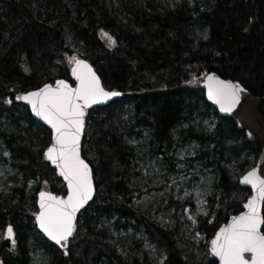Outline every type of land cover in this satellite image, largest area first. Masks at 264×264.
<instances>
[{
	"label": "trees",
	"instance_id": "obj_1",
	"mask_svg": "<svg viewBox=\"0 0 264 264\" xmlns=\"http://www.w3.org/2000/svg\"><path fill=\"white\" fill-rule=\"evenodd\" d=\"M72 57L88 62L106 90L125 96L89 113L82 156L96 196L65 255L35 224L42 189L66 194L43 155L51 132L16 97L57 80L74 85ZM209 73L263 95L264 0L183 1L174 9L161 0H0V152L23 178L0 189V232L11 225L16 241H0V264H32L37 251L46 264H143L141 242L128 245L126 256L118 250L112 230L130 226L164 252L163 264H217L209 241L251 196L239 179L261 148L206 101L199 78ZM211 114L213 129L198 128ZM133 138L144 140L141 149L129 144ZM193 142L199 172L214 176L208 215L194 227L200 242L132 199L142 155L172 170L178 148Z\"/></svg>",
	"mask_w": 264,
	"mask_h": 264
},
{
	"label": "snow or ice",
	"instance_id": "obj_2",
	"mask_svg": "<svg viewBox=\"0 0 264 264\" xmlns=\"http://www.w3.org/2000/svg\"><path fill=\"white\" fill-rule=\"evenodd\" d=\"M104 35L108 37L109 46L115 44L111 36L107 33ZM71 62L74 65L72 76L77 82L75 87L58 80L55 87L46 84L37 91L16 97L17 100L26 101L32 112L52 129V144L43 155L55 165L67 183L68 191L66 198L41 191L36 223L50 240L62 248L67 247L69 238L76 230L77 212L92 199L94 191L92 171L80 154L85 112L93 104L121 95L117 91H106L85 61L72 57ZM207 87L208 98L219 105L222 112L230 111L239 101L240 93L245 91L239 83L221 80L214 75L207 77ZM6 102L11 103V100ZM240 182L250 185L252 189V195L244 204L246 211L232 217L215 232L210 252L219 258L220 264H264V232L261 231L264 217L260 214V205L264 202V178L253 168ZM185 194L188 195L187 191ZM184 211L188 212L189 209L185 208ZM198 211L208 215L202 209ZM188 219L196 223L194 216L189 215ZM4 236L15 244L11 225L6 227ZM160 264H163V259Z\"/></svg>",
	"mask_w": 264,
	"mask_h": 264
},
{
	"label": "rangeland",
	"instance_id": "obj_3",
	"mask_svg": "<svg viewBox=\"0 0 264 264\" xmlns=\"http://www.w3.org/2000/svg\"><path fill=\"white\" fill-rule=\"evenodd\" d=\"M165 6L170 9H174L177 5L183 1L194 3L195 0H161ZM197 122L200 123L198 128H205L208 131L212 130L217 123V119L214 115L208 117L199 118ZM144 140L133 138L129 140V144L136 149H141ZM199 146L197 143H187L181 145L177 151V159L175 161V168L169 170L163 169L155 162L152 163L145 156H141L139 162L138 171L140 176L138 183H140V191L134 192L133 203L145 210H148L150 214L156 216L161 222L166 224L179 226L181 230L185 231L188 236H192L198 242L203 241L205 238L195 232L191 220L188 219L189 215L197 219L202 216H206L203 212L198 211L202 209L208 213L209 201L208 197L212 193V180L213 174L204 170L201 174L199 167H196L198 162L193 161L197 155ZM0 152V189L8 188L20 185L23 178L14 166L13 161L7 155L5 156L3 149ZM183 165V167H179ZM147 173V174H146ZM183 177V179H182ZM175 181V183H173ZM31 187V185H30ZM197 188L200 191V196L197 197ZM45 189H42L44 191ZM187 191L188 195L185 194ZM198 200L200 201L198 203ZM189 209L185 212L184 209ZM173 220H176L174 222ZM115 229V227L113 228ZM120 229V228H119ZM114 231L115 237H117V245L119 246V252L124 256L129 252L128 245H137L141 242L144 251L147 252L148 259L142 260L143 264H160L163 259L164 252L157 246L150 244L147 239L144 238L142 232H139L133 226L130 229ZM4 232H0V241L5 238ZM146 245H148L146 247ZM32 264H46L45 257H43L40 251L33 254Z\"/></svg>",
	"mask_w": 264,
	"mask_h": 264
},
{
	"label": "water",
	"instance_id": "obj_4",
	"mask_svg": "<svg viewBox=\"0 0 264 264\" xmlns=\"http://www.w3.org/2000/svg\"><path fill=\"white\" fill-rule=\"evenodd\" d=\"M81 60V59H80ZM84 61V60H83ZM86 62V61H85ZM92 69V71H95V69L88 63L86 62ZM73 63H72V66H71V70H72V67H73ZM96 75L98 76V74L96 73ZM209 75H214L215 77H218L219 79L221 80H226V81H232V80H228V79H223L221 77H219L218 75H216L215 73H209L207 75H203L201 76L199 79H200V87L203 89L204 91V96H205V99L206 101L216 110V112L219 114V116L223 117V118H229V119H232L235 124L237 125V128L240 130V131H244L245 133V136L247 138V140L249 142H252V143H255V144H258L261 148V153L260 155L258 156V158L256 159L253 167L248 170L247 172L251 171L253 168L256 169L257 171V174L258 175H261L262 178H264V172H262V169H264V93L263 95L261 96H254L252 94H250L240 83L241 87L245 89V91L241 92L240 93V98H239V101L235 104V106L228 112H222L220 110V107L219 105H217L216 103H214L212 100H210L208 98V87H207V77ZM99 77V76H98ZM71 79L72 81L74 82V85L72 86V84L68 81H66L70 86L72 87H75L76 86V80L75 78L72 76V71H71ZM99 80H100V83L101 85L103 86L102 84V81L99 77ZM58 81V80H57ZM55 81L54 83H51V84H48V85H52L53 87L56 86V82ZM65 81V80H64ZM233 83H238L236 81H232ZM46 85V84H45ZM44 85L41 87L43 88ZM39 88V89H41ZM39 89H36V90H33V91H37ZM106 90V89H105ZM108 91V90H106ZM32 92V91H30ZM26 94V93H24ZM22 94V95H24ZM21 95V96H22ZM125 94L121 93V95L119 96H116V97H112L106 101H101L99 103H96V104H93L92 106H90L86 112H85V116H84V128H83V132H82V135H81V149H80V154H81V158H83L82 156V146H83V141H84V138H85V133H86V127H87V120H88V117H89V113L91 112V110L95 109V108H102V107H106L108 106L111 102H113L114 100L116 99H121L122 97H124ZM23 105L27 106L29 108V111L31 113V116L34 120L42 123L44 126H46L50 132H51V144H52V129L51 127L45 122L43 121L40 117H37L33 112H32V109H31V106L24 100H19ZM50 144V146H51ZM49 146V147H50ZM45 159V157H44ZM46 163L49 164V166L51 167V169H53L56 173V176L58 179H60L63 184L65 185V189H66V194L64 196H59V195H55L51 192H48V191H44V192H48V193H51L55 196H59V197H65L67 196V183L66 181H64L63 177L59 175L58 173V170L55 168V165H53L50 161H48L47 159H45ZM86 162V161H85ZM87 163V162H86ZM89 165V164H88ZM90 167V165H89ZM91 171H92V168L90 167ZM247 172L245 174H247ZM244 174V175H245ZM242 175L239 179V185L243 188H248L251 190V195H252V189H251V186L250 185H247V184H242L240 182L241 178L244 176ZM92 178H93V173H92ZM93 188H94V191H93V196H92V199L88 201L87 204L84 205L83 208L80 209L79 212H77L76 214V230L74 231L73 233V236L69 238L68 242H67V247L66 248H62L60 245H57L54 241L50 240L42 231L41 229L39 228V226L37 225L36 223V216H35V224H36V228H37V231L49 242L51 243L54 247H56L58 250L60 251H63V252H67L68 248H69V245H70V242L71 240L74 238L76 232H77V229H78V223H79V215L90 205V203L94 200L95 196H96V187H95V181H94V178H93ZM40 193V192H39ZM39 193L37 194V200H36V204H37V208H38V212H39V200H40V196H39ZM247 203V201L245 202ZM244 203V204H245ZM244 204L242 205V209L241 211L236 214V215H233L231 217H229V219L227 220L226 223H224L221 227L225 226L231 219L232 217L234 216H238L241 212H244L246 211V209L244 208ZM263 206H264V202L261 203L260 205V214L261 216L263 217ZM263 227H264V224L261 225V231L263 232ZM220 229V228H219ZM219 229L217 231H219ZM216 231V232H217ZM215 236V234H214ZM213 236V238H214ZM212 238V239H213ZM211 239V240H212ZM211 240H210V243H209V251H210V248H211ZM211 254V252H210ZM212 255V254H211ZM247 255V254H246ZM212 257L216 260V262L218 264H220L219 262V258L218 257H215L214 255H212Z\"/></svg>",
	"mask_w": 264,
	"mask_h": 264
}]
</instances>
